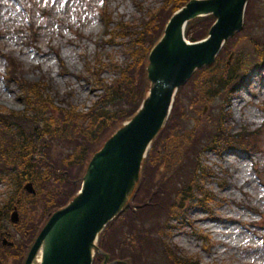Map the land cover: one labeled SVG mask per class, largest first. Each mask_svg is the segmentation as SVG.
<instances>
[{
  "label": "trees",
  "instance_id": "1",
  "mask_svg": "<svg viewBox=\"0 0 264 264\" xmlns=\"http://www.w3.org/2000/svg\"><path fill=\"white\" fill-rule=\"evenodd\" d=\"M187 1L161 0L157 8L146 9L137 23L122 19L111 27L109 36L119 40L123 61L116 63L108 58L104 64L96 55L92 62L85 63V75L77 76L92 81V88L100 92L86 110L78 109L67 94L58 97L44 77L25 79L19 62L3 54L5 81L16 85L23 110L0 109V180L12 190L0 203V224L8 221L12 206L16 205L20 214L14 225L20 234L18 239L9 238L11 246H0L2 260L13 258L14 264L22 263L49 215L79 190L92 154L139 108L149 88L148 53L169 17ZM214 19L206 15L188 21L184 36L190 41L206 37ZM110 21L108 15L104 21L108 30ZM28 25L31 43L36 39L37 27L32 21ZM237 38H242L244 45L233 43V58L226 61L229 66L225 67V51L233 48L231 40ZM248 63L264 65V0L247 1L242 29L224 43L211 65L196 69L178 88L171 111L142 161L132 194L119 215L98 235V246L109 260L133 264L135 259L152 254L159 255L157 264H198L178 246L170 245L165 232L171 228L168 221L182 215L178 211L185 202L206 211L212 203L211 193L202 181L209 174L201 162L203 150L234 148L252 153L259 149L264 123L257 129L244 126L232 132L227 113L225 118L215 114L214 120L207 119L214 114L215 97L222 104L219 110L226 108L229 91L244 77L247 66L243 65ZM104 68L116 74L110 83L101 77ZM162 167L168 175L155 178L154 170L161 172ZM26 181L32 182L35 195L24 191ZM38 205L42 209L37 213ZM28 212L34 214L25 222ZM5 230L0 225V231ZM152 259L156 261L151 256L150 264H154ZM102 261L103 256L95 253L92 264Z\"/></svg>",
  "mask_w": 264,
  "mask_h": 264
},
{
  "label": "rangeland",
  "instance_id": "2",
  "mask_svg": "<svg viewBox=\"0 0 264 264\" xmlns=\"http://www.w3.org/2000/svg\"><path fill=\"white\" fill-rule=\"evenodd\" d=\"M160 3L161 0H0V109L23 110L16 85L4 80L2 54H6L20 62L26 79L44 77L58 97L67 94L78 109L86 110L100 92L92 88V81L87 82L77 74L85 75V63L92 62L96 55L104 64L108 58L122 62L119 40L109 36L111 27L122 19L137 23L146 9H155ZM43 7L44 11L40 12ZM29 13L38 25L36 39L31 43L24 30ZM108 15L109 30L104 26ZM241 40H231L230 46L233 47V43L244 45ZM234 49L225 51V67L229 66L226 61L230 55L229 62L232 61ZM243 66H247L244 77L230 89L228 107L219 110L222 104L219 97H215L214 114L207 118L214 120L215 114L225 118L227 113L232 132L243 126L255 129L264 120V65ZM101 77L110 83L116 74L104 68ZM262 131V149L251 155L234 148L203 150L200 158L209 174L202 177V181L211 193L212 203L206 211L194 207L193 202H185V210L182 207L178 211L182 215L168 221L171 228L165 232L167 242L197 259L198 264H264V129ZM155 171V178L168 175L163 167L161 172ZM7 191L12 192L0 181V203ZM41 209L38 205L37 213ZM31 214L27 213L25 222ZM0 225L9 233L15 232L10 238L18 239L20 232L12 223L7 221ZM0 260L1 264L15 262L13 258ZM143 260L135 259L133 264H149Z\"/></svg>",
  "mask_w": 264,
  "mask_h": 264
},
{
  "label": "water",
  "instance_id": "3",
  "mask_svg": "<svg viewBox=\"0 0 264 264\" xmlns=\"http://www.w3.org/2000/svg\"><path fill=\"white\" fill-rule=\"evenodd\" d=\"M246 1L190 0L171 16L148 55L150 88L143 104L91 157L81 191L65 207L52 213L24 264H31L41 246L39 264H91L93 249L98 250L96 235L132 191L141 160L169 112L175 90L195 68L211 63L222 42L240 29ZM210 13L216 20L208 37L188 43L183 36L185 23ZM25 188L34 192L30 183ZM10 220L17 222L15 210Z\"/></svg>",
  "mask_w": 264,
  "mask_h": 264
},
{
  "label": "bare ground",
  "instance_id": "4",
  "mask_svg": "<svg viewBox=\"0 0 264 264\" xmlns=\"http://www.w3.org/2000/svg\"><path fill=\"white\" fill-rule=\"evenodd\" d=\"M235 104L238 105L237 101L235 100ZM41 253H42V246L37 251L34 259L32 260L31 264H39L41 260Z\"/></svg>",
  "mask_w": 264,
  "mask_h": 264
}]
</instances>
